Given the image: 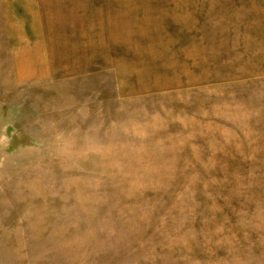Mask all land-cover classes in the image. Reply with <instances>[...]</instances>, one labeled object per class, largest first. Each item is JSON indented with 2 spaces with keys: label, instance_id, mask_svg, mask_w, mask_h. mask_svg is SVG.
<instances>
[{
  "label": "rangeland",
  "instance_id": "1",
  "mask_svg": "<svg viewBox=\"0 0 264 264\" xmlns=\"http://www.w3.org/2000/svg\"><path fill=\"white\" fill-rule=\"evenodd\" d=\"M0 264H264V0H0Z\"/></svg>",
  "mask_w": 264,
  "mask_h": 264
}]
</instances>
